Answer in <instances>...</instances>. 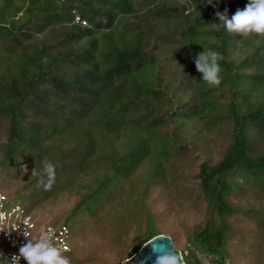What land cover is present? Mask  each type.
<instances>
[{
  "label": "trees",
  "instance_id": "trees-1",
  "mask_svg": "<svg viewBox=\"0 0 264 264\" xmlns=\"http://www.w3.org/2000/svg\"><path fill=\"white\" fill-rule=\"evenodd\" d=\"M248 3L0 0V193L66 226L70 261L118 264L163 234L188 264H264V36L211 25Z\"/></svg>",
  "mask_w": 264,
  "mask_h": 264
},
{
  "label": "clouds",
  "instance_id": "clouds-1",
  "mask_svg": "<svg viewBox=\"0 0 264 264\" xmlns=\"http://www.w3.org/2000/svg\"><path fill=\"white\" fill-rule=\"evenodd\" d=\"M181 3H186V0H181ZM192 10L194 9L189 6L188 11ZM216 18L219 23L211 24L214 29H224L243 36L251 34L264 36V0H249L244 10L238 9L231 19L226 12H217ZM222 59V55L214 50H203L194 59L195 68L201 73L202 80L211 86H218L221 82L219 61ZM56 167L57 165L51 161L45 160L42 174L35 168L32 171L33 176L39 177L38 183L43 185L45 190L51 189L55 182ZM3 220L4 214L0 213V222ZM23 236L26 242L20 247L19 254H13L10 262L3 260L6 264H19L21 258L26 261V264H71L69 257L63 254L69 249L64 248L62 252L61 248L54 243L56 236L53 230H41L39 236L34 239L25 229ZM164 238L167 237L153 238L151 241L152 252L156 257L154 264H188L179 252L170 251L167 244L155 243Z\"/></svg>",
  "mask_w": 264,
  "mask_h": 264
},
{
  "label": "built area",
  "instance_id": "built-area-1",
  "mask_svg": "<svg viewBox=\"0 0 264 264\" xmlns=\"http://www.w3.org/2000/svg\"><path fill=\"white\" fill-rule=\"evenodd\" d=\"M82 24L85 25V22ZM5 201L4 195L0 193V213L4 214V220L0 222V257L2 259L10 262L13 254H19L20 247L26 242L23 236L25 229L31 233L34 239L39 236L41 230H53L56 236L54 243L61 248L62 252L64 248L69 249V251L63 252L64 255L68 256L70 231L66 226L45 225L38 227L24 208L20 205H14L7 209ZM4 244L7 248H4ZM19 264H26V261L21 258Z\"/></svg>",
  "mask_w": 264,
  "mask_h": 264
},
{
  "label": "water",
  "instance_id": "water-1",
  "mask_svg": "<svg viewBox=\"0 0 264 264\" xmlns=\"http://www.w3.org/2000/svg\"><path fill=\"white\" fill-rule=\"evenodd\" d=\"M159 237H167L169 239L167 238L160 239V240L155 241V243L167 244L170 251L179 252L181 254V252L174 247V244L169 236L159 234V235L152 237L147 242H145L139 248V250L136 251V253H134L130 258L124 260L121 264H154L156 257L152 252L151 241L153 238H159ZM225 264H228V262H226Z\"/></svg>",
  "mask_w": 264,
  "mask_h": 264
},
{
  "label": "rangeland",
  "instance_id": "rangeland-1",
  "mask_svg": "<svg viewBox=\"0 0 264 264\" xmlns=\"http://www.w3.org/2000/svg\"><path fill=\"white\" fill-rule=\"evenodd\" d=\"M21 199V196L20 195H15V196H12V197H9V199H7V201H5V207L7 209H10L11 207H13L15 204H22L21 206L24 207V208H27L28 205H23V203H20V200ZM57 213V211L54 212V215ZM37 216L40 218V219H43V221H49L51 217L47 216L45 213H41V212H38L37 213ZM71 228V227H70ZM72 229V228H71ZM73 233V232H72ZM71 232H70V240H69V245L72 246L73 245V250H72V254L73 256L77 255L78 254V247L75 248L76 244H73V241L71 239ZM175 246V245H174ZM182 243L180 242V249L182 248ZM4 248H7V246L4 244ZM75 248V249H74ZM106 253H102L100 255V258H107V259H111V255H105ZM196 260L201 263V264H214V262L208 258V257H204L202 255H197L196 256ZM124 261V260H123ZM123 261L119 262L118 264H121ZM227 262V261H226ZM225 262V263H226ZM6 264V263H5ZM71 264H79L78 261L75 259L71 260Z\"/></svg>",
  "mask_w": 264,
  "mask_h": 264
}]
</instances>
